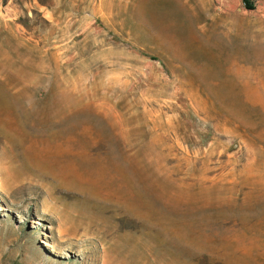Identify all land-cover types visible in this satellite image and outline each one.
Instances as JSON below:
<instances>
[{
    "label": "rangeland",
    "instance_id": "374dc122",
    "mask_svg": "<svg viewBox=\"0 0 264 264\" xmlns=\"http://www.w3.org/2000/svg\"><path fill=\"white\" fill-rule=\"evenodd\" d=\"M250 2L0 0V264H264Z\"/></svg>",
    "mask_w": 264,
    "mask_h": 264
},
{
    "label": "bare ground",
    "instance_id": "6f19581e",
    "mask_svg": "<svg viewBox=\"0 0 264 264\" xmlns=\"http://www.w3.org/2000/svg\"><path fill=\"white\" fill-rule=\"evenodd\" d=\"M50 101H51V107H52V109H53V111H55V113L53 114V117H58V116H61L63 113H65V111L66 110H68L69 109V107L71 106V96H70V94H69V92L68 91H64V93H63V103H62V105H60V103H58V102H56L55 101V99H49ZM62 107V109H63V112H59V110H61L60 108ZM100 117V116H99ZM85 119V118H84ZM91 120V119H90ZM89 120V121H90ZM84 121V120H83ZM96 121V120H95ZM85 122V121H84ZM87 122V121H86ZM100 122V121H99ZM89 123V122H88ZM95 123V122H94ZM87 126H89V125H87ZM94 126V125H93ZM97 127V126H96ZM98 129V128H97ZM92 130V129H91ZM93 130H95V129H93ZM100 130H102V129H100ZM104 130H106V128L104 129ZM113 131V130H112ZM99 132V131H98ZM106 132V131H105ZM100 133V132H99ZM114 133V132H113ZM112 136V135H111ZM116 136V135H115ZM116 137H118V136H116ZM115 137V138H116ZM115 142V141H114ZM114 151V150H113ZM100 153V152H99ZM101 155H103V154H101ZM107 157V156H106ZM106 157H105V159H106ZM104 158V157H103ZM101 159H102V156H101ZM107 160L109 161V159H106V162H107ZM98 162V161H97ZM103 162H105V161H103ZM101 163V164H98V168H100V169H103L100 173H104L105 172V170H107V168H109L110 166H112V165H109V164H107L106 162L105 163ZM109 163H111V162H109ZM115 164V163H114ZM96 167V166H95ZM132 174V173H131ZM146 177V176H145ZM144 177V178H145ZM144 180V183H142L143 184V187L145 186V188H147L148 190H150V187H151V182H150V180L148 179V178H145V179H143ZM142 187V186H141ZM146 191V190H145Z\"/></svg>",
    "mask_w": 264,
    "mask_h": 264
},
{
    "label": "water",
    "instance_id": "95a60500",
    "mask_svg": "<svg viewBox=\"0 0 264 264\" xmlns=\"http://www.w3.org/2000/svg\"><path fill=\"white\" fill-rule=\"evenodd\" d=\"M239 143H236L231 149H230V152L232 153V152H235V151H237L238 149H239Z\"/></svg>",
    "mask_w": 264,
    "mask_h": 264
},
{
    "label": "trees",
    "instance_id": "16d2710c",
    "mask_svg": "<svg viewBox=\"0 0 264 264\" xmlns=\"http://www.w3.org/2000/svg\"><path fill=\"white\" fill-rule=\"evenodd\" d=\"M245 2V4L249 7V8H254L253 5L251 4L250 0H243Z\"/></svg>",
    "mask_w": 264,
    "mask_h": 264
}]
</instances>
